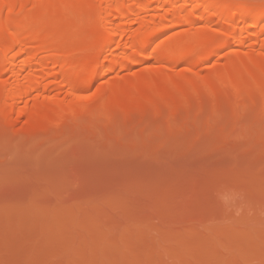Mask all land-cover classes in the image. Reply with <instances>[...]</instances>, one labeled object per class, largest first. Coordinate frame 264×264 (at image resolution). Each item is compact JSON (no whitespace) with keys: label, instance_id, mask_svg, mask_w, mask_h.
<instances>
[{"label":"rangeland","instance_id":"obj_1","mask_svg":"<svg viewBox=\"0 0 264 264\" xmlns=\"http://www.w3.org/2000/svg\"><path fill=\"white\" fill-rule=\"evenodd\" d=\"M86 1L29 0L16 7V31L25 34L22 16L35 26L65 25ZM162 1L153 0L149 14L169 9L177 18L181 2L160 8ZM7 14L5 6L0 21ZM207 24L162 32L147 49L155 53L162 45L164 58L102 74L86 89L95 96L102 87L90 104L64 110L62 101L45 96L20 117L24 103L10 116L0 100V264H264V209L258 206L264 199V79L243 82L250 89L244 94L216 84L220 64L234 53H243V64L264 69V39L256 51L253 41H235L213 59L217 65L167 67L166 57L195 41L191 30ZM97 29L95 17H86L71 27L75 38L60 50L93 58L102 50L92 47L103 33ZM12 41L11 32L0 30V45ZM124 48L125 42L119 51ZM4 77L14 80L10 72ZM188 78L193 94L170 102ZM139 100L149 109L130 112L127 107ZM52 119L67 123L46 128ZM245 132L250 138H243ZM142 188L161 191L156 202L146 200ZM185 195L191 202L184 218L160 214L158 205L176 206ZM205 209L214 212L204 218L208 223H188ZM156 211L173 220L158 228Z\"/></svg>","mask_w":264,"mask_h":264},{"label":"bare ground","instance_id":"obj_2","mask_svg":"<svg viewBox=\"0 0 264 264\" xmlns=\"http://www.w3.org/2000/svg\"><path fill=\"white\" fill-rule=\"evenodd\" d=\"M28 1L29 0H0V11L5 6L8 7L7 16L1 18L0 30L2 32L9 31L14 36V41H12L10 45H0V53L3 52L1 53L2 61L0 63V100L5 103V113L10 116L20 108L19 105L21 103L25 105L19 109V116L23 117L27 115L29 111L31 112L30 105L32 102L35 101V103H38L40 101L39 99L45 96L46 98L62 101V104H64L63 106L66 107L64 110L74 108L75 105H78L77 103L90 104L101 94L100 89H102V87L97 90L95 96L86 94V89L96 81L98 77L102 74L115 71L119 67L121 70H125L130 67L143 65L147 59L152 57L156 58L158 56L164 58L162 45L157 46L155 53L149 52L147 47L154 44L159 39L162 32L181 27L185 24L195 26L194 24H196V22L205 21L210 25H201L198 26L196 30H191L189 35L194 38L195 41L188 44L183 50L175 52L172 56L166 57L170 65H167V67H174L177 63L182 62H186L187 64L190 63L189 65H192V67H194L193 65L195 63L198 64L202 62L214 63L217 65L220 63H217V60L212 62L213 59L216 56H220L221 52L231 46L235 41L238 40L243 45H246L249 41H253L250 46L253 51H256L258 50L257 47L260 40L264 39V4L259 0H163V7L160 8H164L168 3L175 5L179 1L181 2V10L177 18L169 14V9L165 10L166 13L151 16L149 10L153 8V0H87L86 4L74 9L71 20L62 26H46L45 23H42V25L39 24L41 26H37V24L35 26V24H31L25 16L20 17L19 20L22 22V29L25 31V34H23L16 31L15 12L16 7L23 9ZM90 15L95 17L96 29L99 28L103 30V33L99 32V34L97 32L99 35H96L94 38L92 47H101L102 50L89 60H81L73 54H64L60 50V47L65 45L66 42L71 41L73 36L75 38L74 33L70 32L71 27H76L77 24L83 22V20ZM136 23L139 24L137 28L134 26ZM123 42H125V48L119 51ZM24 53H27V56L21 62H18L19 58L22 57ZM226 54H228V51ZM242 54L243 53H234L230 57L228 63L220 64L216 84H222L230 89L246 93L250 89L244 87L243 82L264 79V69L255 70L245 61L243 64ZM248 59L252 61L253 57L248 56ZM235 60L239 61L237 65H233V61ZM7 72L12 73L14 78L13 81L4 77ZM244 74H246V76H244ZM242 77L245 78L243 79ZM263 82L264 80L261 84L262 87H259L263 89L262 93L264 91ZM192 83V79L188 78L185 83L177 85L176 90L181 94L174 93L168 100L171 102L183 96L189 97L193 94ZM60 95H63L68 101L62 99ZM148 105L146 101L139 100L129 105L127 109L130 112L143 114L149 109L150 106ZM85 110L87 109L85 108ZM262 110L259 111V113L262 112ZM234 112H236L234 114L237 116V111ZM224 115L223 113L218 114L216 120L219 122H221L220 120L223 121L225 119ZM218 116L220 119H218ZM66 121L67 120L63 119H52L46 128L54 129L61 128V126L64 127L65 123H67ZM247 131H249V129ZM240 135H242V133ZM242 136L243 138H250L249 136L246 137V132ZM250 136L252 135L250 134ZM52 183H54V181ZM144 184L146 183L144 182ZM176 184H178V182H176ZM143 187H145V185ZM54 189L50 188L49 192L52 193ZM143 191L145 192L144 198L146 200L156 199L157 196H160L159 193L161 192H157L158 195H156L155 189L153 188H144ZM187 194L189 195V193ZM240 194L243 193H239V195ZM188 195H185L187 200L183 199L182 203L180 202L176 206H174V204L171 206L172 204L165 205V203H161V205L157 207L162 211H159L158 208L157 210L160 214L161 212L167 213V211H171V215L175 213L173 215L176 219L181 218L187 211V207H190L188 202L191 201H189L190 195ZM162 197L165 198V195ZM137 198L138 197L134 195L132 200L135 201ZM160 198L161 197L158 199ZM262 200L263 205L258 204V206L264 209V199ZM154 201L156 202V200ZM183 202H186V205ZM249 209H251V207H249ZM209 210H200L198 214L195 213L196 215L191 214V216L187 218L188 223L199 226V223L203 221L207 222V218H204L214 213ZM253 210L254 209H252V211ZM159 212H157V215H159ZM167 216L171 218L170 215ZM172 220L173 219H171V221ZM171 221L159 215V217L157 216V227L161 228L167 223H171Z\"/></svg>","mask_w":264,"mask_h":264}]
</instances>
